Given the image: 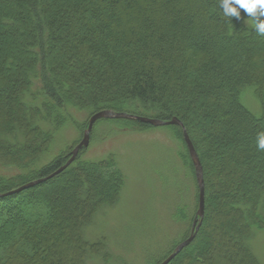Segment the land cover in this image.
<instances>
[{
	"label": "trees",
	"instance_id": "trees-1",
	"mask_svg": "<svg viewBox=\"0 0 264 264\" xmlns=\"http://www.w3.org/2000/svg\"><path fill=\"white\" fill-rule=\"evenodd\" d=\"M247 19L243 11L224 17L219 0H0V264L113 261L107 238L87 232L126 181L113 156L83 161L80 151L57 175L2 195L63 166L77 143L51 157L56 133L76 123L75 113L84 116L83 133L100 110L177 117L194 144L205 212L172 264H263L264 151L256 136L264 131V36ZM101 121L171 131L183 173L168 159L167 183L180 194L186 180L193 190L190 203L174 207L173 219H189L174 250L198 210L181 126Z\"/></svg>",
	"mask_w": 264,
	"mask_h": 264
},
{
	"label": "rangeland",
	"instance_id": "rangeland-1",
	"mask_svg": "<svg viewBox=\"0 0 264 264\" xmlns=\"http://www.w3.org/2000/svg\"><path fill=\"white\" fill-rule=\"evenodd\" d=\"M74 120L76 123L61 126L56 133L48 152L51 157L58 152L64 153L83 139L84 131L81 133L82 128L77 124L83 122L84 116L75 113ZM172 139L169 129L140 131L99 119L90 132L89 145L80 150L83 161L113 156L126 179L117 203L103 207L87 227L91 238H107L113 254V261L108 264H158L186 232L189 219L178 221L173 219V213L178 203V207L182 206L181 203H190L193 190L186 180L180 194L171 179L167 183L169 172L165 174V169L170 166L168 159L171 158V168L182 166ZM48 160L50 158H46L45 163ZM178 173L181 177L183 166ZM60 187L63 188V184ZM259 245L264 256V237ZM88 261V264H106L99 255L90 256ZM171 261L168 264H172Z\"/></svg>",
	"mask_w": 264,
	"mask_h": 264
},
{
	"label": "water",
	"instance_id": "water-1",
	"mask_svg": "<svg viewBox=\"0 0 264 264\" xmlns=\"http://www.w3.org/2000/svg\"><path fill=\"white\" fill-rule=\"evenodd\" d=\"M101 118H106V119H114V118H126V119H135L138 121H142L145 123H149L155 126H163V125H179L181 126L183 130V136L184 140L186 142L189 154L191 156L192 162L195 167V174H196V179H197V184H198V210L197 214L193 223L192 231L191 234L188 238L183 240L181 243H179L174 251L167 257L165 258L160 264H168L173 258H175L186 246H188L195 238L196 233L201 225V221L204 217V212H205V180H204V174H203V167L200 161V158L197 154V151L194 147V144L183 124V122L178 119L177 117L172 118L171 120H161V119H155V118H149V117H143V116H138V115H133L125 112H115L112 110H100L96 113H94L90 119H89V124L87 129L84 132L83 139L74 147V149L71 152V157L70 159L63 165L61 166L56 172L52 173L51 175L43 178H39L36 180H33L31 182H28L10 192H7L2 195H9V194H14L21 192L25 189L31 188L33 186H36L49 178L57 175L58 173L62 172L78 155L79 151L83 147H87L89 143V135L90 132L94 126V123Z\"/></svg>",
	"mask_w": 264,
	"mask_h": 264
},
{
	"label": "clouds",
	"instance_id": "clouds-1",
	"mask_svg": "<svg viewBox=\"0 0 264 264\" xmlns=\"http://www.w3.org/2000/svg\"><path fill=\"white\" fill-rule=\"evenodd\" d=\"M219 7L226 18H241V11L248 18L257 34L264 36V0H219ZM256 146L259 151H264V131L258 132Z\"/></svg>",
	"mask_w": 264,
	"mask_h": 264
}]
</instances>
